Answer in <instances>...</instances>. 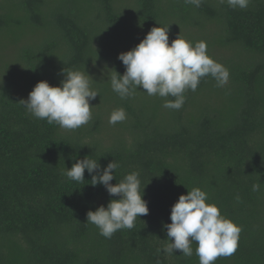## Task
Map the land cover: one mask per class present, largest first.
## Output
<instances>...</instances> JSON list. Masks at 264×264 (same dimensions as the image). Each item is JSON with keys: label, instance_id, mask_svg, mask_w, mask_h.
Segmentation results:
<instances>
[{"label": "trees", "instance_id": "1", "mask_svg": "<svg viewBox=\"0 0 264 264\" xmlns=\"http://www.w3.org/2000/svg\"><path fill=\"white\" fill-rule=\"evenodd\" d=\"M159 25L169 43L205 41L228 83L202 78L179 110L142 86L121 99L111 87L125 72L119 53ZM63 70L86 71L99 92L76 130L19 102L41 80L58 85ZM118 108L127 118L111 125ZM85 156L117 162L113 184L139 172L149 212L134 228L109 239L86 221L119 197L92 186L87 170L83 182L63 175ZM194 187L242 229L236 252L215 264H264V0L243 10L219 0H0V264H199L195 242L191 257L157 251L170 242L173 204Z\"/></svg>", "mask_w": 264, "mask_h": 264}, {"label": "clouds", "instance_id": "2", "mask_svg": "<svg viewBox=\"0 0 264 264\" xmlns=\"http://www.w3.org/2000/svg\"><path fill=\"white\" fill-rule=\"evenodd\" d=\"M250 2L219 0L232 9L242 10L247 9ZM184 3L199 8L203 0H184ZM169 25L152 27L135 47L119 53L125 72L122 75L116 72L118 75L111 77V87L121 99L133 96L142 86L140 91L148 96L164 98L163 108L179 110L185 102V92L196 91L202 78L211 76L217 87L228 83L229 70L209 55L205 41L193 42L178 35L169 43ZM63 74L64 79L58 85H51L47 80L37 82L28 98L19 102L35 118L65 130H76L92 119L90 102L99 92L92 88L93 78L86 71L63 70ZM126 118L124 108L114 109L108 123L115 125ZM118 168L119 164L113 160L101 168L98 160L85 156L76 160L71 168L66 167L63 173L70 180L83 182L87 170L92 174V186L102 184L110 196L119 197L86 214V221L109 239L118 230L134 228L136 219L149 212L139 172L133 171L113 184L111 181ZM253 190H259V185L254 184ZM208 199V194L199 187L179 196L171 208V223L163 225L170 242L163 249H157L158 252L162 250L171 255L180 251L185 257H191L195 242L199 264H215L219 257H229L236 252L241 227L222 215L219 207L208 203Z\"/></svg>", "mask_w": 264, "mask_h": 264}, {"label": "rangeland", "instance_id": "3", "mask_svg": "<svg viewBox=\"0 0 264 264\" xmlns=\"http://www.w3.org/2000/svg\"><path fill=\"white\" fill-rule=\"evenodd\" d=\"M94 109V108H93Z\"/></svg>", "mask_w": 264, "mask_h": 264}]
</instances>
